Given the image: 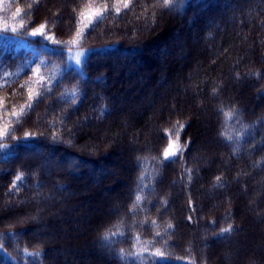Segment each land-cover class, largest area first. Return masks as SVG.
<instances>
[{"label": "trees", "instance_id": "obj_1", "mask_svg": "<svg viewBox=\"0 0 264 264\" xmlns=\"http://www.w3.org/2000/svg\"><path fill=\"white\" fill-rule=\"evenodd\" d=\"M260 230L264 0H0V264H264Z\"/></svg>", "mask_w": 264, "mask_h": 264}, {"label": "rangeland", "instance_id": "obj_2", "mask_svg": "<svg viewBox=\"0 0 264 264\" xmlns=\"http://www.w3.org/2000/svg\"><path fill=\"white\" fill-rule=\"evenodd\" d=\"M12 30L13 31H15L16 29L15 28H12ZM179 33V32H178ZM180 34V33H179ZM179 34L177 35V38H176V44H182L183 42H182V36L180 37L179 36ZM22 41V40H21ZM19 44L20 45H22L23 46V44L24 43H21V42H19ZM83 56H84V52L83 51H81V50H74V51H71V53H70V60H71V62L75 65V66H78L79 65V63L82 61V59H83ZM159 56H160V58H161V60H163V58H175V57H178L179 56V54H178V49L173 53H171V51L170 50H166V51H163V53L162 54H159ZM186 57L187 56H184L183 58L184 59H186ZM181 58V57H180ZM179 58V59H180ZM125 78H126V82L131 86V85H134V84H136L137 82H141V86H143L144 88L146 87V86H144V85H142V82H144L145 80L147 81H149V74L148 73H146V72H144V73H142V76H141V80H139L138 78L136 79V77H134V76H132L131 74H130V72H127V74L125 73ZM164 78V81H162V83H160L161 82V80H160V82H158L159 84H162L161 86H163V88L164 87H169V85H170V82H169V80H170V77H169V75L168 74H166L165 75V77H163ZM110 82L112 83L113 82V78L112 79H110ZM164 82V83H163ZM166 85V86H165ZM143 88V89H144ZM127 96L126 95H122L121 97H119V101H118V103H117V106L119 107V108H123L124 106H125V104L127 103ZM205 125V124H204ZM206 126V125H205ZM210 144H216V139H211V142H210ZM197 147H200L199 146V143H197ZM211 161H213V159H209L208 160V162L210 163ZM57 165V164H56ZM103 173H105L106 175H108V174H110V173H114L115 174V171H113V169L112 168H108V169H105L104 170V172ZM93 174V173H92ZM92 176V175H91ZM120 176V175H119ZM95 183V181H92L91 182V184H94ZM91 184H88V185H86V187L84 188V190H76L75 188L74 189H71V190H68V191H63V193L61 192V191H58L60 194H65V196H67V198L69 197L70 198V196H74V194H80L81 192L82 193H85V194H88V187L91 185ZM112 192H113V189H111V190H109V188H107V189H104V190H101V195H111L112 194ZM47 198L48 199H51L52 201H55V199H57V196H47ZM101 212V210L100 209H96V207H95V205L93 204L92 206H91V211L89 212V214H91V213H100ZM261 215V214H260ZM260 215L259 214H252V217H254V220L255 221H257L258 222V220H259V217H260ZM260 232L262 233V235L260 236V238L261 237H264L263 236V231H261L260 230ZM261 241V240H260ZM260 241H258L259 242V244H256V245H254V254H256L257 252H258V250L259 249H264V245H262L261 243H260ZM262 242H264V241H262ZM235 243L236 242H234V244H230V246L232 245H235ZM230 246L228 245L227 247L228 248H230ZM227 247H226V251L225 252H223V254H222V259L224 260V262H225V264H235L236 262H237V258H238V256H239V252L237 251V249L236 250H234V251H232V257L230 258V256L228 255V253L229 252H227ZM256 249H257V251H256ZM231 252V251H230ZM62 254H65L64 252H61ZM236 253V254H235ZM73 260H74V263H76V264H78V263H80V262H85V263H87V262H90L91 261V258L90 257H77V258H73ZM65 264H68V262H66ZM70 264H71V261H70Z\"/></svg>", "mask_w": 264, "mask_h": 264}, {"label": "snow or ice", "instance_id": "obj_3", "mask_svg": "<svg viewBox=\"0 0 264 264\" xmlns=\"http://www.w3.org/2000/svg\"><path fill=\"white\" fill-rule=\"evenodd\" d=\"M171 2H172V0H164V5H169ZM18 11H19V10H18ZM117 11H119V9H117ZM214 91H215V90H214ZM29 106H30V105H29ZM225 115H226V116H232L233 113H232V112H228V113H225ZM222 135L226 136L228 139H231V136H229L227 132L222 133ZM163 155H164V158L167 159V158L169 157L170 153L167 152V151H165V152L163 153ZM171 155H175V153H172ZM19 179H21V177H20V176H17V180H19ZM217 180H219V177H217ZM136 200H137V201L141 200V196H140V195H137V196H136ZM169 226H171V225H169ZM229 231H231V225L229 226L228 229H223V230H222V234H223V233H227V232H229Z\"/></svg>", "mask_w": 264, "mask_h": 264}]
</instances>
